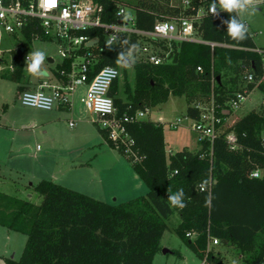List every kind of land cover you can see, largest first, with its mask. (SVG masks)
<instances>
[{"label": "trees", "instance_id": "1", "mask_svg": "<svg viewBox=\"0 0 264 264\" xmlns=\"http://www.w3.org/2000/svg\"><path fill=\"white\" fill-rule=\"evenodd\" d=\"M95 1L104 4L107 21L116 20L122 5L135 12L140 29L151 30L158 20L192 17L201 6L208 7L217 0H190L189 5H174L172 0ZM218 13H207L195 22L196 36L202 41L157 42L164 62L136 60L134 85L123 68L126 98L120 94V78L111 89L119 116L154 107L170 96H185L186 116L199 119L213 100L222 118L213 144L203 141L197 151L168 152L165 125L146 118L127 126L134 140L132 150L139 158L135 159L125 152L126 145L118 146L101 127L108 144L132 163L148 188L146 194L112 204L51 179L36 185L42 196L39 203L0 191V225L27 236L21 257L6 258V264H153L176 213L180 221L174 231L208 264H227L210 248L212 238H217L220 246L245 253L247 264L264 260V108L252 109L224 127L231 114V99L239 91L258 89L264 94L262 54L255 50L258 46L249 29L242 41L228 36L222 21L236 12ZM94 32L100 38L96 70L105 65L119 66L118 54L127 53L130 45L109 47L102 32ZM31 33V29L25 30L29 40ZM27 50L14 52L13 70L8 69L5 75L19 83V90L26 75ZM69 65L65 61L53 69L61 81L66 77L60 69H69ZM250 73L252 81L247 80ZM229 132L238 137L236 148L226 140ZM256 170L261 172L258 177L252 176ZM201 183L207 186L205 190L200 189ZM179 189L185 193L187 206L183 209L170 207L167 200L168 194Z\"/></svg>", "mask_w": 264, "mask_h": 264}, {"label": "rangeland", "instance_id": "2", "mask_svg": "<svg viewBox=\"0 0 264 264\" xmlns=\"http://www.w3.org/2000/svg\"><path fill=\"white\" fill-rule=\"evenodd\" d=\"M121 1L127 2L130 0ZM185 1L172 0L174 5H180ZM243 20L250 25L249 29L253 33L257 46L264 48V0H258L256 10L251 14L245 13ZM22 46L28 47V54L36 50L45 52L46 58L42 68L46 69L50 75L53 74V69L57 63L62 61L59 51L60 46L57 41L38 39L29 42L23 37L17 38L4 33L0 28V52L4 58L3 62H0V67L2 68L0 80H8L7 82L3 81L2 84L11 86V89L5 87L6 92L2 94L3 86L0 88V98L6 94L3 97L6 99L4 103H8L7 105L2 104L3 102L0 103V143L5 144L10 140L11 142L19 140L22 134L25 133L24 131H32L33 129L35 131V136L30 138L31 141L28 144V147L32 149L31 154L12 155L16 150L7 151V149L0 153V191L39 203L42 200V196L36 191V185L43 179H50L49 175L52 173L55 178L51 179L54 182L112 204L126 202L146 194L148 188L133 169L132 163L119 151L99 144L103 141V137L99 133L98 126L93 124V117L85 106L80 105L78 109L80 114H76L73 118L77 122L75 127L71 128L68 125L71 117L63 115L55 120L53 125L45 128L41 126V123L50 119L49 114L51 111L24 106L21 103L20 97L16 94L17 84L19 83L10 81L5 75L10 68L9 65L12 63L14 52ZM48 58H53L54 62H49ZM126 70L129 82L134 85L133 67L129 65ZM25 73L29 75L26 68ZM124 81L125 78L122 71L119 81L122 98H126L123 93ZM187 102L185 96H172L164 104L148 107V117L151 119L160 120L162 118L166 121L170 120L165 123L166 148L168 152H170V147L173 150H177L182 149L183 145L192 149L194 142L192 133L190 129L185 127L188 124V120L184 115ZM263 108L264 94L258 89L252 90L249 92L241 109L227 120L225 128L233 125L241 114H245L252 109L261 110ZM5 111H7V114H5ZM177 118H182L183 123L178 128H171L169 122L175 121ZM26 123L29 126L32 123L36 124L33 128L31 126L32 129L30 127L25 129L23 125ZM46 129L49 132L45 133ZM79 129H81L80 132L78 131ZM92 138L96 139L91 141ZM97 139H99V142H95ZM48 142H53V147L55 148L53 152V159L56 160L55 164L53 165L52 162L44 165L35 164L32 157L39 155L38 145L45 149L48 147ZM65 156H67L66 159L72 158L73 161L68 162L62 159ZM179 220L177 213L171 217L169 227L166 229L161 241L162 249L156 254L153 264H208L204 259L197 256L174 231V227ZM0 228L7 230L2 226ZM8 232L12 234V237L9 238L11 240L4 241L9 244L8 252H3L5 243L0 240V264H6V258L19 259L27 241V236L23 233ZM7 247L8 245L6 249ZM164 249L169 252H163ZM212 249L227 264H247L245 261L246 254L235 247H223L217 244Z\"/></svg>", "mask_w": 264, "mask_h": 264}, {"label": "built area", "instance_id": "3", "mask_svg": "<svg viewBox=\"0 0 264 264\" xmlns=\"http://www.w3.org/2000/svg\"><path fill=\"white\" fill-rule=\"evenodd\" d=\"M215 3L217 11L221 10L218 0ZM184 4L189 5L190 0H186ZM211 5L201 6L192 17L158 20L153 29L143 30L137 26L135 12L122 5L116 13V20L107 21L104 4L95 0H53L51 3L49 0H0L1 31L17 38L23 37L29 42L45 38L57 41L62 57V61L57 64L70 62L69 69L66 67L60 69V74L65 76L66 80L55 85L44 82L35 91H22L19 96L21 103L43 110H52L60 106L71 107L77 89L85 87L86 93L82 101L86 109L95 115L94 121L108 131L109 138L118 146L126 145L125 152L128 155L139 159L137 153L132 150L134 140L127 126L134 121L148 118L149 109H138L134 113L118 115L111 89L113 83L121 76V66L105 65L96 70V48L99 46L100 38L94 31L102 32L106 44L111 38H115L112 46L130 45L127 52L133 43L136 47L132 50L131 58L160 64L164 62V57L160 54L162 49L157 42L198 41L195 22L205 14L211 13ZM27 28L31 29L32 40H29L25 34ZM95 40L96 43L89 45V42ZM20 48L28 49L23 46ZM255 50L262 54L264 65V50L261 48ZM27 55L28 53L25 55V61ZM125 58L129 57L126 55ZM3 59L0 52V62H3ZM9 67L13 70L12 63ZM199 69L201 70L200 67ZM111 70H115L118 74L113 77ZM247 80L252 81L253 74L250 73ZM248 95L249 91L244 89L231 99V113L241 108ZM185 118L192 121V129L199 142L209 141L213 144L221 131L218 124L221 123L222 118L217 114L214 101L201 111L199 119H191L188 116ZM182 123L183 119L177 118L169 122V126L175 129ZM70 126H75L74 120L70 121ZM226 140L232 148L238 146V137L234 132L226 134ZM260 174V170H256L252 176L258 177ZM199 187L201 190L207 188L203 183ZM217 244L219 240L212 238L210 248ZM260 264H264V260Z\"/></svg>", "mask_w": 264, "mask_h": 264}, {"label": "crops", "instance_id": "4", "mask_svg": "<svg viewBox=\"0 0 264 264\" xmlns=\"http://www.w3.org/2000/svg\"><path fill=\"white\" fill-rule=\"evenodd\" d=\"M242 20H243V17H242ZM244 21V23L247 25V27H248V29H249V24H248V22H246L245 20H243ZM250 30V29H249ZM251 31V30H250ZM253 34V33H252ZM255 40V39H254ZM167 41V40H166ZM200 41V38L198 39V42ZM197 42V41H196ZM256 42V41H255ZM168 43H169V41H168ZM258 48H261V49H263L264 50V48H262V47H259L258 46ZM128 60H126L127 61V63H128V65H130V66H132L133 67V63L136 61V60H138V59H136V58H127ZM132 61V62H128V61ZM53 63V62H52ZM123 63V62H122ZM128 67V66H127ZM127 67H125V66H121V73H122V71H123V68H127ZM55 68V67H54ZM2 73V71L0 72V74ZM3 81H8V80H4V79H1L0 80V88H2V86H3V91L1 92V94L2 93H4V92H6L5 91V87L6 88H8V89H11V86H4V84H2L3 83ZM10 81H13V80H11L10 79ZM6 82H4V83H6ZM44 82H47V83H49V84H52V85H55V84H59L60 82H62L58 77H57V75L53 72V74L52 75H50L49 73H48V75L46 76V77H43V78H38V77H34V76H31V75H25V79H24V82H22V84H20L21 85V87H22V90H19L18 89V86H19V84H17V88H16V94L18 95V96H20V93L22 92V91H24V90H31V91H35V90H37L38 88H39V86L42 84V83H44ZM8 83H10V82H8ZM249 92H251V91H249ZM85 93H86V88L85 87H80V88H78L77 89V91L75 92V94H74V96H73V102H72V106L71 107H62V106H60V107H55V108H53L52 110H48V111H51L50 112V114H49V116H50V119H48V121H42V123H41V126H44L45 128L46 127H48V126H50V125H53V123H54V121L55 120H57L60 116H63V115H66V116H69V117H71L69 120L70 121H72V120H74L73 118H74V116H76V114L77 115H79L80 113H79V111H78V109H79V107H80V105H83V106H85L84 105V103H83V101H82V98L85 96ZM6 95V94H5ZM5 95H2L1 96V98H0V103L1 102H3L2 104H5V105H7L8 103H4V101L6 100L5 98H3ZM16 95V96H17ZM172 96H170L169 97V99L168 100H170V98H171ZM213 101V100H212ZM167 102V101H166ZM165 102V103H166ZM164 104V103H163ZM25 106V105H24ZM160 106V105H159ZM158 106V107H159ZM243 106V105H242ZM29 107V106H28ZM187 107H188V102H187ZM86 108V107H85ZM155 108H157V107H155ZM241 109V108H240ZM240 109H238V110H240ZM237 110V111H238ZM88 111V110H87ZM186 111H187V108H186V110H185V116H186ZM237 111H235V112H232L231 114H230V116L228 117V119L229 118H231ZM6 113L5 114H7V111H5ZM89 112V111H88ZM248 113V112H247ZM89 114L93 117L92 118V121H93V124H95V125H97L98 126V130H99V133L102 135V137H103V141H101L99 144H101V145H106L107 147H109V148H111V149H114V148H112L109 144H108V142H107V140H106V138L104 137V135H103V133L100 131V128H101V126L99 125V123H97V122H95L94 121V118H95V115L93 114V113H91V112H89ZM94 116H93V115ZM246 114V113H245ZM244 114H241L240 116H239V118H237L235 121H234V123L238 120V119H240L242 116H243ZM148 118H150V117H148ZM192 119V118H191ZM227 119V120H228ZM153 120V119H152ZM70 121H69V123H68V125L70 126ZM75 121V126L77 125V122H76V120H74ZM155 121H160V122H162L164 125H165V123H168V121H170V120H164V119H162V118H160V120H155ZM227 122V121H226ZM35 124L36 123H32V128H33V126H35ZM27 125V126H26ZM31 126H29V124L28 123H26V124H24L23 125V128H28V127H30L31 128ZM75 126H73V127H75ZM71 128H73L72 126H70ZM186 128H188V129H190V131H191V133H192V137H193V146H192V149H190L189 147H186V145H183V147H182V149H188V150H190V151H197V150H199V148H200V144H199V141H198V139H197V135H196V133H195V131L192 129V121L189 119L188 120V124H186V126H185ZM20 128V127H19ZM19 128H17L18 130H20ZM31 128V129H32ZM172 128V127H171ZM1 129V128H0ZM79 132L81 131V129H79L78 130ZM25 133H23L22 134V136H21V138L19 139V140H13L12 142H11V140L8 142H6L5 144L3 143H0V153L2 152V151H5L6 149H7V151H10V150H21V149H23V148H28L29 149V151H27L26 153H28V154H31L30 152H32V149L31 148H29L28 147V144H29V142L31 141L30 140V138L32 137V136H35V131H34V129L32 130V131H24ZM47 132H49L48 131V129H46L45 130V133H47ZM164 132H165V126H164ZM81 134V133H80ZM97 138V137H96ZM96 138H92L91 139V141H94ZM99 142V139H97L95 142ZM11 142V143H10ZM165 142H166V145H167V141H166V137H165ZM1 144H2V146H1ZM6 146H7V148H6ZM48 147L47 148H43V147H39V145H38V147H37V150H38V153H39V155H35V156H33L32 157V160L34 161V163L36 164V163H38V164H42V165H44V164H50L51 162H52V164L54 165L55 164V162H56V160L55 159H53V152H54V147H53V142H48V145H47ZM102 147V146H101ZM182 149H177V150H173L172 149V147H170V152H175V151H178V150H182ZM44 150H46V151H44ZM116 150V149H115ZM118 151V150H117ZM43 152H45V153H43ZM120 153V152H119ZM24 154V153H23ZM121 154V153H120ZM20 155V154H19ZM67 158V156H65V157H62V159H64V160H66V161H68V162H71V161H73V159L72 158H70V159H66ZM72 166V165H71ZM134 169V168H133ZM51 178H55L54 177V175L52 174V173H50V175H49ZM49 177V178H50ZM50 178V179H51ZM52 180V179H51ZM178 215V214H177ZM179 216V215H178ZM180 219V218H179ZM180 221V220H179ZM179 221H178V223H179ZM1 226V225H0ZM3 227V226H2ZM6 228V227H5ZM4 229V228H3ZM3 229H1L0 228V240H3V242L4 241H6L7 242V240L9 241V240H11V239H9L10 237H12L11 235L12 234H10L8 231H12V230H9V229H7V230H3ZM17 239V238H16ZM6 242H4L5 244H4V251L3 252H8L9 251V244L8 243H6ZM8 245V247H7V249H6V246ZM14 248V247H13ZM12 248V249H13ZM15 254V253H14Z\"/></svg>", "mask_w": 264, "mask_h": 264}, {"label": "clouds", "instance_id": "5", "mask_svg": "<svg viewBox=\"0 0 264 264\" xmlns=\"http://www.w3.org/2000/svg\"><path fill=\"white\" fill-rule=\"evenodd\" d=\"M219 9L226 11L228 13L236 12V15H231L230 19L223 20L222 23L225 24L228 36L236 41H242L247 38L248 28L243 22L242 17L245 13L251 14L256 10V5L258 0H218ZM210 11L213 15H219L217 11V5L214 2ZM128 18V17H126ZM115 38H111L108 41L109 47ZM135 45H132L127 53L120 52L116 60L117 65L129 66L125 60L127 55L129 58L132 57V50L135 49ZM46 54L42 50H36L31 52L26 56V71L29 75L43 78L48 75L47 70L42 68ZM123 62V63H122ZM118 73L115 70H111V75L115 77ZM185 193L183 189L177 190L174 194H168L167 200L170 207H176L183 209L187 206L184 200ZM206 204H210V200H206Z\"/></svg>", "mask_w": 264, "mask_h": 264}, {"label": "water", "instance_id": "6", "mask_svg": "<svg viewBox=\"0 0 264 264\" xmlns=\"http://www.w3.org/2000/svg\"><path fill=\"white\" fill-rule=\"evenodd\" d=\"M94 43H96V40L93 41V42H89V45H93ZM125 60H127V58H125ZM48 61L52 63V62H54V59H53V58H48ZM27 151H29L28 148H23V149H21V150H19V151H15V152H13L12 155L23 154V153H26ZM163 252H169V251L166 250V249H164Z\"/></svg>", "mask_w": 264, "mask_h": 264}, {"label": "snow or ice", "instance_id": "7", "mask_svg": "<svg viewBox=\"0 0 264 264\" xmlns=\"http://www.w3.org/2000/svg\"><path fill=\"white\" fill-rule=\"evenodd\" d=\"M49 2L51 3V2H53V0H49Z\"/></svg>", "mask_w": 264, "mask_h": 264}]
</instances>
